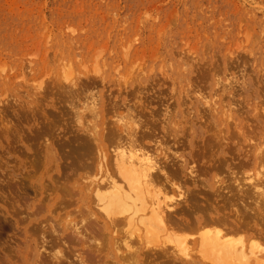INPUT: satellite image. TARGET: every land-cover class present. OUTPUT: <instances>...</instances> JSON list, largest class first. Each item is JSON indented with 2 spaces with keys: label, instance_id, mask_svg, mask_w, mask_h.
Masks as SVG:
<instances>
[{
  "label": "rangeland",
  "instance_id": "rangeland-1",
  "mask_svg": "<svg viewBox=\"0 0 264 264\" xmlns=\"http://www.w3.org/2000/svg\"><path fill=\"white\" fill-rule=\"evenodd\" d=\"M69 83L82 87L72 94L64 86ZM92 95H105L112 103L126 97L133 106L137 102V110L141 100L146 122L154 117L159 128L171 116L174 127L180 124L191 131L193 126L204 136L213 135L218 131L212 117L227 119L237 142L223 143L224 150L239 164L230 171L251 187L250 180L258 181L257 174H264V168L244 154L255 146L264 149V0H0V117L17 123V116L27 114L18 108L20 96L27 98L24 106L43 98L44 114L38 112V118L46 119L53 132L63 130L59 135L71 138L82 129L80 121H96L88 104ZM15 103L16 109L9 110ZM221 128L226 132L224 124ZM183 138H171L169 144L189 159L191 149ZM11 145L17 151V141ZM202 147L198 138L195 150ZM239 148L243 152L237 153ZM206 150V158L195 165L209 166L217 159V147L212 157ZM14 155L17 152H0V176H17ZM219 157H225L224 151ZM82 172L97 178L93 169ZM219 178L235 185L236 177L229 171ZM261 181L264 184V178ZM16 182L11 180L10 187L0 191V264L65 262L68 249L51 244L46 256L37 260L31 219L26 218L24 202L17 200ZM138 233L131 237L140 254L135 264H214L211 257L202 258L199 247L188 257L174 242L139 245ZM163 248L167 255L159 253ZM121 249L125 256L130 253ZM81 256L79 264H116L110 255Z\"/></svg>",
  "mask_w": 264,
  "mask_h": 264
},
{
  "label": "bare ground",
  "instance_id": "bare-ground-1",
  "mask_svg": "<svg viewBox=\"0 0 264 264\" xmlns=\"http://www.w3.org/2000/svg\"><path fill=\"white\" fill-rule=\"evenodd\" d=\"M64 86L72 94L82 87H76L78 83ZM42 87L41 83L38 88ZM137 93L140 91L134 95ZM19 98L22 101L18 108L27 114L17 116L14 124L6 116L0 117V152H17V176L1 172L0 191L3 193L11 180H17L13 187L17 189V200L24 202L26 218L31 219L37 260L51 244L65 246L70 254L74 253L72 259L67 253L66 261L57 264H79L82 254L95 258L110 255L116 264L139 263L140 254L131 243L134 232H139V245L155 244L157 240L163 244L174 242L188 257L194 247H199L202 258L211 257L214 264H256L264 260V174H257L258 181L257 177L251 178L249 187L239 180V174L230 171L239 164L237 157L224 150L237 142L231 138L236 134L228 130L227 119L212 117L218 132L204 136L203 132L193 131L192 125L191 131L180 124L172 126L171 116L161 128L154 117L146 122L141 112L146 107L141 100L137 110V102L133 106L126 97L120 96L112 103L105 100V95H92L88 104L96 121H80L82 129L67 138L69 134L59 135L63 130L53 132L46 119L38 118L44 114L40 104L43 98L25 106L27 98ZM222 124L226 126L224 133ZM26 127L28 131H24ZM180 136L191 149L189 159L169 144L171 138ZM198 138L203 147L195 150ZM15 140L17 151L14 145L9 146ZM206 148L210 149V157L214 150L217 155L224 151L225 157L218 155L209 166L195 165L206 158ZM254 148L244 154L264 168V149ZM89 168L97 178L82 172ZM223 171L236 177L235 185L219 178ZM61 193L72 199L62 198ZM74 204L75 208L70 209ZM122 246L130 252L127 256L121 253ZM159 253L167 255V248Z\"/></svg>",
  "mask_w": 264,
  "mask_h": 264
}]
</instances>
